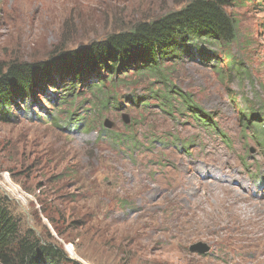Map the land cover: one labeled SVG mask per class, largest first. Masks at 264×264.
I'll return each instance as SVG.
<instances>
[{
  "label": "rangeland",
  "instance_id": "1",
  "mask_svg": "<svg viewBox=\"0 0 264 264\" xmlns=\"http://www.w3.org/2000/svg\"><path fill=\"white\" fill-rule=\"evenodd\" d=\"M188 1L0 0V68L50 60ZM226 9L239 37L227 47L196 41L203 51L165 61L171 92L128 68L106 82L104 108L106 90L95 97L98 79L83 67L75 95L57 107L61 129L48 120L60 81L37 90L31 114L14 108L0 119V203L22 234L58 244L70 264H264V145L249 130L264 121V0ZM81 122L89 126L66 128ZM101 127L135 137L134 152L98 141ZM200 241L208 253L190 250Z\"/></svg>",
  "mask_w": 264,
  "mask_h": 264
},
{
  "label": "trees",
  "instance_id": "2",
  "mask_svg": "<svg viewBox=\"0 0 264 264\" xmlns=\"http://www.w3.org/2000/svg\"><path fill=\"white\" fill-rule=\"evenodd\" d=\"M234 0H189L179 9L167 12L155 19L138 21L128 30H122L110 33L103 40L90 43L74 50L55 49L50 60L32 64L11 63L6 67L0 68V119L11 121L15 109L23 110L24 113L31 114V107L36 101L37 90L41 94H49V87L59 84V97H53L52 104L54 111L48 114V120L55 124L57 128H62L60 123L59 111L57 107L68 102L73 97V89L81 82L83 67L90 68L88 76L90 80L98 79L91 89L93 95L104 97L106 82L110 80L115 83L120 80V71L128 68L136 70L135 74H147L153 78L159 79L164 87L171 84L169 74L171 71L165 65V61L172 58L178 59L182 55L192 56L193 46H198V50L203 51L196 41L204 40L224 45L225 47L234 44L239 37L237 22L227 11V6ZM201 39V40H199ZM231 51V48L229 49ZM60 58V59H58ZM229 64L235 66L234 57L227 55ZM61 60L64 65L57 67L55 61ZM77 63H75V61ZM80 65V66H77ZM133 67V68H131ZM136 67V68H134ZM53 68V69H52ZM103 69H111L107 76L102 73ZM245 70L246 68L243 67ZM242 70V67H238ZM43 75L40 79L39 72ZM60 73H65L64 78H59ZM73 75L74 79L69 80L66 76ZM113 76V77H112ZM45 77V78H44ZM59 78L55 80L54 78ZM63 79V80H62ZM67 84H66V82ZM76 81V84H75ZM112 85V84H111ZM167 92H171V87ZM48 87V88H47ZM173 88H175L173 86ZM97 90V91H96ZM39 94V93H38ZM107 97L101 99L100 105L104 108L110 99V92L106 90ZM180 96L188 103L192 102L190 95L184 92ZM51 95V94H50ZM162 99V95H158ZM57 98V99H56ZM18 103L22 105L20 109ZM28 107V110L25 108ZM30 109V110H29ZM102 109V108H101ZM90 110V109H89ZM196 119L206 127L211 125L208 118L198 117V109L194 110ZM253 114V112H249ZM201 116H204L200 114ZM73 116L70 112L66 119L69 121ZM256 116V115H255ZM40 118V115H37ZM83 118L76 119L77 121ZM45 118V116L43 117ZM244 125L257 122H251L245 119ZM249 122V124H248ZM68 124V122H67ZM88 123L66 125L69 129H85ZM256 130L249 129L252 134L256 133L258 142L264 145V121L258 124ZM108 139L109 143H118L125 145L123 151H129L131 154L136 149V138L131 135H119L117 132L101 127L98 141ZM132 146V147H131ZM67 252L58 244L44 242L33 234H22L19 224L9 209L0 203V264H70L73 263Z\"/></svg>",
  "mask_w": 264,
  "mask_h": 264
},
{
  "label": "water",
  "instance_id": "3",
  "mask_svg": "<svg viewBox=\"0 0 264 264\" xmlns=\"http://www.w3.org/2000/svg\"><path fill=\"white\" fill-rule=\"evenodd\" d=\"M105 126L108 128H112V122L110 121H105ZM190 250L192 252H197L200 254H205L208 253L210 251V246L209 244H207L206 242H196L194 244L191 245Z\"/></svg>",
  "mask_w": 264,
  "mask_h": 264
},
{
  "label": "bare ground",
  "instance_id": "4",
  "mask_svg": "<svg viewBox=\"0 0 264 264\" xmlns=\"http://www.w3.org/2000/svg\"><path fill=\"white\" fill-rule=\"evenodd\" d=\"M70 251H71V250H70ZM70 251H69V252H70ZM73 253H74V252H73Z\"/></svg>",
  "mask_w": 264,
  "mask_h": 264
}]
</instances>
